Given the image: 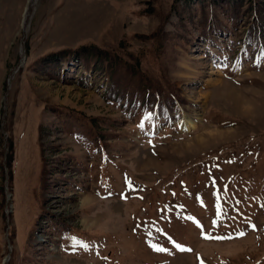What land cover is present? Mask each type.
<instances>
[{
	"label": "rangeland",
	"instance_id": "1",
	"mask_svg": "<svg viewBox=\"0 0 264 264\" xmlns=\"http://www.w3.org/2000/svg\"><path fill=\"white\" fill-rule=\"evenodd\" d=\"M238 2L0 0V264H264V0Z\"/></svg>",
	"mask_w": 264,
	"mask_h": 264
},
{
	"label": "trees",
	"instance_id": "2",
	"mask_svg": "<svg viewBox=\"0 0 264 264\" xmlns=\"http://www.w3.org/2000/svg\"><path fill=\"white\" fill-rule=\"evenodd\" d=\"M224 1H227V0H224ZM239 2H241V0H238ZM238 2V3H239ZM218 28L220 29V27L218 26ZM62 54H63V51H62V53L61 52H53V53H51V54H49L47 57H46V59L48 58V59H55V60H57V59H59V57L60 56H62ZM158 95V94H157ZM156 95L154 94L152 97H151V93H145L144 92V94H143V97H142V99L144 100V101H146V100H150V99H152V98H154ZM158 98V97H157ZM151 101V103L153 102V99L152 100H150ZM150 104V103H149ZM162 104H165V103H163L162 102ZM151 105V104H150Z\"/></svg>",
	"mask_w": 264,
	"mask_h": 264
},
{
	"label": "snow or ice",
	"instance_id": "3",
	"mask_svg": "<svg viewBox=\"0 0 264 264\" xmlns=\"http://www.w3.org/2000/svg\"><path fill=\"white\" fill-rule=\"evenodd\" d=\"M140 127H143V125L141 124V125H140ZM253 227H255V226L253 225ZM239 235H240V236H243V235H244V233H243V232H241ZM217 239H225V237H217ZM72 247L75 249V244H73V245H72ZM85 247H86V245H85ZM177 247H180V245H177ZM158 250H161V251H166V249H158ZM188 251H191V250H190V249H188Z\"/></svg>",
	"mask_w": 264,
	"mask_h": 264
},
{
	"label": "bare ground",
	"instance_id": "4",
	"mask_svg": "<svg viewBox=\"0 0 264 264\" xmlns=\"http://www.w3.org/2000/svg\"><path fill=\"white\" fill-rule=\"evenodd\" d=\"M221 89V88H220ZM230 89V88H229ZM231 90V89H230ZM218 91V90H217ZM216 93V92H215ZM219 93H220V91H219ZM216 94H218V93H216ZM221 94V93H220ZM235 100V99H234ZM244 104V103H243ZM216 131H218V130H216ZM217 133V132H216ZM215 134V133H214ZM215 136V135H214ZM87 201H89L88 200V197H84L83 199H82V202H81V204L83 205V204H85V203H87ZM90 202V201H89ZM62 261H65V263H66V261L68 262V261H70V260H62Z\"/></svg>",
	"mask_w": 264,
	"mask_h": 264
}]
</instances>
